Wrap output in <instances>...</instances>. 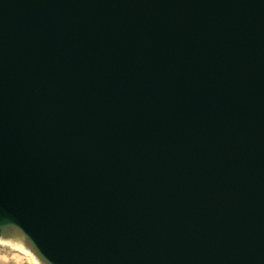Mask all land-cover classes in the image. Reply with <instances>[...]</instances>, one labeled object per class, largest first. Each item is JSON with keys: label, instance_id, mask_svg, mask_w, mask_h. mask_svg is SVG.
I'll return each mask as SVG.
<instances>
[{"label": "water", "instance_id": "obj_1", "mask_svg": "<svg viewBox=\"0 0 264 264\" xmlns=\"http://www.w3.org/2000/svg\"><path fill=\"white\" fill-rule=\"evenodd\" d=\"M0 240L264 264V0H0Z\"/></svg>", "mask_w": 264, "mask_h": 264}, {"label": "rangeland", "instance_id": "obj_2", "mask_svg": "<svg viewBox=\"0 0 264 264\" xmlns=\"http://www.w3.org/2000/svg\"><path fill=\"white\" fill-rule=\"evenodd\" d=\"M0 264H34L25 254L0 243Z\"/></svg>", "mask_w": 264, "mask_h": 264}, {"label": "bare ground", "instance_id": "obj_3", "mask_svg": "<svg viewBox=\"0 0 264 264\" xmlns=\"http://www.w3.org/2000/svg\"><path fill=\"white\" fill-rule=\"evenodd\" d=\"M1 243L8 245L12 249L21 252L25 255H27L34 264H39V262L31 255L29 252L19 243V242H10V241H2L0 240Z\"/></svg>", "mask_w": 264, "mask_h": 264}]
</instances>
